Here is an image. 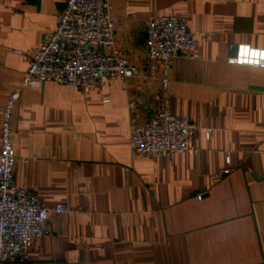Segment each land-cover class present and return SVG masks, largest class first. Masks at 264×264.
Returning <instances> with one entry per match:
<instances>
[{
    "label": "crops",
    "instance_id": "0c3cea01",
    "mask_svg": "<svg viewBox=\"0 0 264 264\" xmlns=\"http://www.w3.org/2000/svg\"><path fill=\"white\" fill-rule=\"evenodd\" d=\"M109 1L113 50L134 76L20 88L13 148L28 159L14 181L66 205L23 264H264V67L226 62L234 43L264 48V0ZM64 6L0 0V106L27 66L16 50L38 45ZM157 14L183 16L194 41L191 57L170 58L164 90L160 65L144 69ZM163 105L198 126L195 150L132 155L131 125Z\"/></svg>",
    "mask_w": 264,
    "mask_h": 264
},
{
    "label": "built area",
    "instance_id": "2783aa9c",
    "mask_svg": "<svg viewBox=\"0 0 264 264\" xmlns=\"http://www.w3.org/2000/svg\"><path fill=\"white\" fill-rule=\"evenodd\" d=\"M110 9L109 0H65L56 27L46 30L38 45L16 50L26 59L27 66L20 86L10 91L0 106V264L27 262L32 241L53 232L49 211L62 214L66 210L61 202L43 203L35 188L14 181V162L28 159L18 156L13 148L12 114L20 88L48 80L88 88L107 80H128L134 76L135 64L113 50L114 21ZM193 45L183 16L150 15L144 35L145 75L152 77L158 63L160 87L164 90L170 58L175 54L191 57ZM226 62L264 67V48L234 43ZM197 127L186 116L173 113L163 105L131 125V154L171 156L195 150L190 139ZM227 171V168L221 170Z\"/></svg>",
    "mask_w": 264,
    "mask_h": 264
}]
</instances>
